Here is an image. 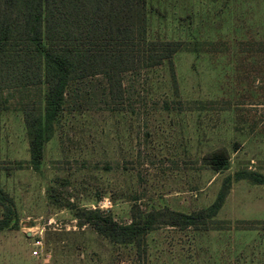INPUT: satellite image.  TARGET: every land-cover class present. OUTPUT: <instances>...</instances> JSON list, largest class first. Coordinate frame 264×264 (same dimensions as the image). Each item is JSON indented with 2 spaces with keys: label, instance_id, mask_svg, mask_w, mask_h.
Masks as SVG:
<instances>
[{
  "label": "rangeland",
  "instance_id": "374dc122",
  "mask_svg": "<svg viewBox=\"0 0 264 264\" xmlns=\"http://www.w3.org/2000/svg\"><path fill=\"white\" fill-rule=\"evenodd\" d=\"M146 19L151 39L188 42L193 51L173 56L174 76L167 62L124 74L122 102L109 109L102 76L79 85L37 170L28 164L20 103L43 88L4 90L0 193L19 227L0 238L24 239L34 264H264V184L233 181L241 170L264 176V0H146ZM222 149L228 167L216 171L208 154ZM228 176L208 230L161 227L138 247L110 241L76 214L99 209L125 224L132 205L189 213L208 207Z\"/></svg>",
  "mask_w": 264,
  "mask_h": 264
},
{
  "label": "trees",
  "instance_id": "16d2710c",
  "mask_svg": "<svg viewBox=\"0 0 264 264\" xmlns=\"http://www.w3.org/2000/svg\"><path fill=\"white\" fill-rule=\"evenodd\" d=\"M186 51H193L188 42L148 36L146 0H0V109H6V89L43 88L38 99L20 103L28 164L37 170L55 122L65 104L75 101L79 85L93 84V78L102 76V102L109 109L122 102L124 74L139 75L167 62L174 76L172 58ZM208 160L216 171L228 167L224 149L209 153ZM231 179H224L208 207L189 213L168 208L141 211L132 205L125 224L99 209H78L76 214L110 241L140 247L157 228L210 229ZM241 179L264 184L263 175L249 170L238 171L233 181ZM0 204V230L17 229L18 218L6 193H0ZM242 223L251 229L256 222Z\"/></svg>",
  "mask_w": 264,
  "mask_h": 264
},
{
  "label": "crops",
  "instance_id": "0c3cea01",
  "mask_svg": "<svg viewBox=\"0 0 264 264\" xmlns=\"http://www.w3.org/2000/svg\"><path fill=\"white\" fill-rule=\"evenodd\" d=\"M12 243H15L18 246H20V251L16 253H11V255L4 254L6 251L5 247H8ZM6 257L13 260H17L18 258L21 257L23 259L24 257V264H34V259L31 255V252L29 253L28 245L26 244L24 239L18 238V239H12L6 241L5 238H0V264H5V262H3V259L6 260Z\"/></svg>",
  "mask_w": 264,
  "mask_h": 264
},
{
  "label": "built area",
  "instance_id": "2783aa9c",
  "mask_svg": "<svg viewBox=\"0 0 264 264\" xmlns=\"http://www.w3.org/2000/svg\"><path fill=\"white\" fill-rule=\"evenodd\" d=\"M34 244H35V246H40V241L36 240ZM32 254L37 255V251H33Z\"/></svg>",
  "mask_w": 264,
  "mask_h": 264
}]
</instances>
